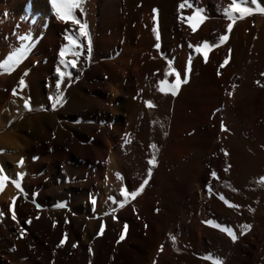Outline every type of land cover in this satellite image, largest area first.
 I'll return each instance as SVG.
<instances>
[{
    "label": "bare ground",
    "instance_id": "obj_1",
    "mask_svg": "<svg viewBox=\"0 0 264 264\" xmlns=\"http://www.w3.org/2000/svg\"><path fill=\"white\" fill-rule=\"evenodd\" d=\"M36 2L38 44L14 71L0 68V175L9 178L0 191V243L23 231L14 240L21 257H33L27 264H264V122L254 102L264 95V13L255 10L264 0L242 5L253 14L230 33L223 9L232 0H188L193 7L182 10L183 0H85L75 15L88 24L92 53L82 38L74 69L53 60L67 41L50 0ZM197 9L205 19H194L192 32L180 17ZM78 27L63 23L66 33ZM221 35L228 40L205 62L195 46L218 44ZM169 61L188 79L176 95L158 90ZM57 67L72 73L59 90ZM58 91L64 102L53 109ZM20 173L22 190L12 183ZM145 179L123 203L121 189L137 191ZM208 221L228 225L237 239Z\"/></svg>",
    "mask_w": 264,
    "mask_h": 264
},
{
    "label": "snow or ice",
    "instance_id": "obj_2",
    "mask_svg": "<svg viewBox=\"0 0 264 264\" xmlns=\"http://www.w3.org/2000/svg\"><path fill=\"white\" fill-rule=\"evenodd\" d=\"M85 0H50V3L53 7V10L57 14V18L64 21V22H71L73 25H78V34H73L71 31L68 32V34L65 35V40L67 41V44L62 46L60 51H59V65H62L65 69L68 68H76L78 66V61L80 56L84 53L85 45L81 43L82 38H87V44H86V49H87V58L91 57L92 53V39L88 31V24L86 21H81L78 19L75 15V12L77 9H79L81 12L84 11L83 9V4ZM252 3L255 4L256 0H239V3L237 0H232V3L228 5V7L223 9L224 15L231 21L227 25V31L230 33L233 24L236 22L237 19H243L246 15H252L253 14V8L251 7H243L242 5ZM193 7L191 3L188 2V0H183L182 3L179 4L178 9H184L185 7ZM256 11L264 13V8L259 7V5L256 6ZM155 11V10H154ZM203 9H197L192 16H188L185 18L184 16H181L180 19L184 20L187 19L189 26L191 27L192 32L197 31L198 24L193 23V20L198 18L199 22H203L205 17L201 15ZM236 13H239V17L236 16ZM153 32L156 33V39L159 41V33L157 29H153ZM20 40H31V36H21L19 37ZM228 40V35H221L219 37L218 44H213L210 45L209 42L204 41L201 45L195 46V52L197 54H202L203 59L205 62L208 60V52L212 50V48L218 47L219 45L224 44ZM157 49L160 48V44L157 43L155 45ZM190 47H192L190 45ZM31 51V46L28 44H22L19 48L16 50L12 51L7 58L0 63V68H3L4 70L8 72L14 71L15 67L18 66L23 59L26 58L28 53ZM71 55L74 57L72 60L66 59V56ZM191 59L192 57H189V70H190V65H191ZM228 63L227 58L225 61L220 65V67H224ZM56 72L59 74V79L56 84V88L59 90L61 83L64 81L65 77H71L72 73L70 71H62L60 67L56 68ZM27 75V73H25ZM175 75V80L171 84L168 83L167 77ZM264 75V73H262ZM165 79L161 80L159 82L158 90L162 93H171L172 95H176L177 92L180 90L181 84H186L188 82L187 76H185V79H181V74L173 67L172 62H168V70L164 73ZM259 84V81H257ZM25 87V82L23 77H21L19 81V88L23 89ZM233 88L236 86L233 85ZM13 94H17V90L13 89ZM228 95H232L231 92L228 93ZM52 100V108L55 109L57 106H60L64 102V97L63 93L59 92L54 98H50ZM146 106L149 108L155 107V105L151 101H146ZM26 109H30V103L29 100L25 99L24 100V105ZM223 128V126H222ZM127 142V141H126ZM152 148H155V145L151 146ZM227 155V153H225ZM149 165L155 166L156 165V156L153 154L152 158L148 161ZM19 164L22 166L23 165V160L19 162ZM227 170V169H226ZM2 171V170H0ZM152 174V167L148 168V176L151 177ZM211 175L213 177L216 176L215 172H212ZM9 178L5 175H0V191L3 190L4 188V183L7 181ZM23 179V173L18 174V178L16 180H13L12 183L17 189H21V183L20 181ZM261 182H264V177L261 178ZM148 184V179H145L143 183L141 184L140 188L137 191L129 193L126 189H121V196L123 197V203H127L128 200L135 199L137 195H139L140 192L143 191L144 186ZM210 190V189H209ZM221 199H224L223 196H221ZM12 203H15V198H13ZM123 203L120 204L121 207H123ZM225 203H228L225 201ZM230 207H237L236 205H229ZM39 207V205H37ZM59 207H64V205H59ZM3 213L0 212V216H2ZM12 220H16L17 217L15 215V212L12 211L11 215ZM26 223H31V220L26 221ZM212 227L214 228H219L222 232H225L233 241L237 239L236 234L234 231L229 228V227H221L219 224H215L212 221H208ZM245 230L250 228V225L243 226ZM127 228V226H125ZM103 229L101 228V231ZM25 233L21 231L20 236L23 237ZM66 239V237H65ZM65 239H61L59 245L57 247L62 246L65 243ZM121 240L124 239V236L121 235L120 237ZM76 245H73L75 247ZM163 250L161 246V251ZM211 257H205V259H210ZM213 264H222V261L219 259H216L213 261Z\"/></svg>",
    "mask_w": 264,
    "mask_h": 264
},
{
    "label": "rangeland",
    "instance_id": "obj_3",
    "mask_svg": "<svg viewBox=\"0 0 264 264\" xmlns=\"http://www.w3.org/2000/svg\"><path fill=\"white\" fill-rule=\"evenodd\" d=\"M36 1L38 0H0V40L4 42L5 48H6L5 49L3 47H0V60H5L12 51L19 48V47H16L17 43L21 42V45H22V44H29L30 42H32V44L30 45L31 49L34 48L35 45L38 44L39 40L35 38L37 34L35 33L36 30H34L35 24L37 20L39 19ZM46 1H49V0H46ZM76 11L80 13L79 9H77ZM52 15L53 14H51V16ZM53 21L55 23V26L57 25L59 34L65 37V35L68 33L64 31V28H63L64 22H61V20H57L55 16L53 18ZM49 22H50V17L48 16L43 21L44 28L50 27ZM21 36H31L32 41L31 40L22 41L19 39V37ZM160 43L161 42H159V44ZM61 47L62 46H58V48L56 49L53 60H59V51ZM66 59L69 60L68 56H66ZM215 69L218 73H220L223 67L221 68L220 65H218L217 67H215ZM100 74H101L102 79L107 80L106 79L108 76L107 74L102 75V72H100ZM254 102L255 103L260 102L261 104L259 106L261 109L260 121L264 122V95H261L260 97H256ZM262 116H263V119H262ZM212 121L213 122H211L212 124L210 126V130H211V134H214L215 133L214 126H216L215 124L216 122L215 120H212ZM214 139L216 140V137ZM210 186L212 185L209 184L207 189H210V188L212 189V187ZM220 226L228 227V225L226 226L223 224H221ZM219 231L222 232L220 229ZM16 235L12 239L11 238L9 239V237H7L8 243H3V242L2 244L0 243V264H27L31 261L30 258H33L29 256L27 257L28 259L27 260L26 257L24 256L21 257L20 251H17L18 248H16L15 246L16 243L14 239L16 237H19V239L21 240L22 237L20 236V232H17ZM46 242H47L46 240H43L44 244ZM23 261L26 263H24Z\"/></svg>",
    "mask_w": 264,
    "mask_h": 264
}]
</instances>
